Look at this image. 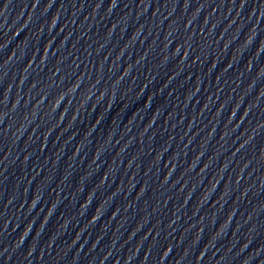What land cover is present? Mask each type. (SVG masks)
<instances>
[{
	"label": "water",
	"instance_id": "1",
	"mask_svg": "<svg viewBox=\"0 0 264 264\" xmlns=\"http://www.w3.org/2000/svg\"><path fill=\"white\" fill-rule=\"evenodd\" d=\"M0 264H264V0H36L0 44Z\"/></svg>",
	"mask_w": 264,
	"mask_h": 264
}]
</instances>
